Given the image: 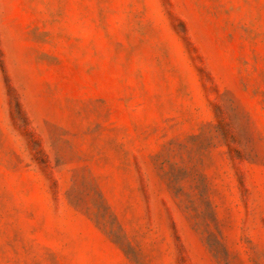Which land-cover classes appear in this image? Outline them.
<instances>
[{"label":"rangeland","instance_id":"1","mask_svg":"<svg viewBox=\"0 0 264 264\" xmlns=\"http://www.w3.org/2000/svg\"><path fill=\"white\" fill-rule=\"evenodd\" d=\"M0 264H264V0H0Z\"/></svg>","mask_w":264,"mask_h":264}]
</instances>
